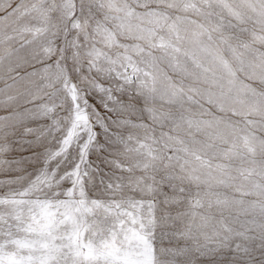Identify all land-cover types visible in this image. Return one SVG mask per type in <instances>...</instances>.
Returning a JSON list of instances; mask_svg holds the SVG:
<instances>
[{
	"label": "snow or ice",
	"instance_id": "obj_1",
	"mask_svg": "<svg viewBox=\"0 0 264 264\" xmlns=\"http://www.w3.org/2000/svg\"><path fill=\"white\" fill-rule=\"evenodd\" d=\"M0 264H264V0H0Z\"/></svg>",
	"mask_w": 264,
	"mask_h": 264
}]
</instances>
